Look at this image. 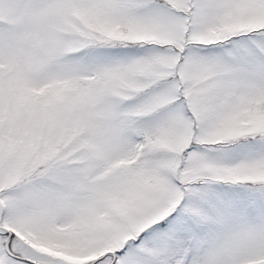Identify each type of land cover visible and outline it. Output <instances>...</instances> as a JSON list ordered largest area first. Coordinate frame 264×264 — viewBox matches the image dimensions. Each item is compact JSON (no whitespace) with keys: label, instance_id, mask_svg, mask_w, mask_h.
<instances>
[{"label":"snow or ice","instance_id":"1","mask_svg":"<svg viewBox=\"0 0 264 264\" xmlns=\"http://www.w3.org/2000/svg\"><path fill=\"white\" fill-rule=\"evenodd\" d=\"M0 264H264V0H0Z\"/></svg>","mask_w":264,"mask_h":264}]
</instances>
